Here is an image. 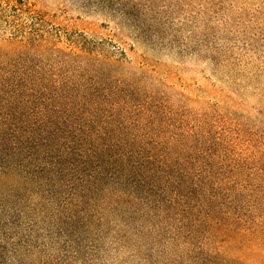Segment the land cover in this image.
I'll return each instance as SVG.
<instances>
[{
	"label": "trees",
	"instance_id": "obj_1",
	"mask_svg": "<svg viewBox=\"0 0 264 264\" xmlns=\"http://www.w3.org/2000/svg\"><path fill=\"white\" fill-rule=\"evenodd\" d=\"M0 24V264L87 261L71 220L41 216L264 235L259 136L175 108L116 46L22 1L0 2Z\"/></svg>",
	"mask_w": 264,
	"mask_h": 264
},
{
	"label": "rangeland",
	"instance_id": "obj_2",
	"mask_svg": "<svg viewBox=\"0 0 264 264\" xmlns=\"http://www.w3.org/2000/svg\"><path fill=\"white\" fill-rule=\"evenodd\" d=\"M17 1L50 26L116 46L175 108L264 140V0H0ZM43 217L71 220L89 254L73 264H264V235L254 232L180 218L130 230L113 216Z\"/></svg>",
	"mask_w": 264,
	"mask_h": 264
}]
</instances>
